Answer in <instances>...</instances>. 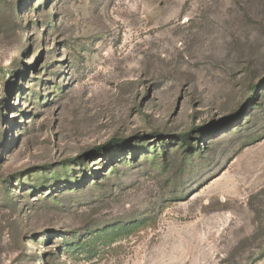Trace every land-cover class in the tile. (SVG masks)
I'll return each mask as SVG.
<instances>
[{
  "label": "rangeland",
  "instance_id": "rangeland-1",
  "mask_svg": "<svg viewBox=\"0 0 264 264\" xmlns=\"http://www.w3.org/2000/svg\"><path fill=\"white\" fill-rule=\"evenodd\" d=\"M0 264H264V0H0Z\"/></svg>",
  "mask_w": 264,
  "mask_h": 264
}]
</instances>
